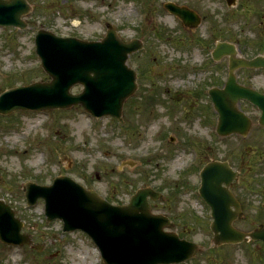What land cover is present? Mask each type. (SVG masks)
Listing matches in <instances>:
<instances>
[{
    "label": "rangeland",
    "instance_id": "rangeland-1",
    "mask_svg": "<svg viewBox=\"0 0 264 264\" xmlns=\"http://www.w3.org/2000/svg\"><path fill=\"white\" fill-rule=\"evenodd\" d=\"M26 1L32 9L24 29L0 26V93L49 79L35 54L40 28L98 40L111 24L120 38H138L143 48L128 58L138 87L124 101L120 121L94 118L79 106L0 114V199L10 204L32 241L31 246L0 243V264H103L86 234L62 232L60 220H46L43 200L26 206L25 181L51 184L59 175L112 203L128 202L143 186L161 192L163 199L150 200L152 211L168 216L171 230L202 246L182 264H264L259 243L211 244L210 210L197 193L205 161H232L240 169V183L232 190L244 211L234 225L246 231L264 221V133L252 127L246 138L218 136L209 98L195 96L200 85L206 89L226 80L227 59L209 60L215 42H231L245 57L264 53V0H234L232 6L225 0ZM165 2L195 11L201 18L197 26L182 24L162 7ZM236 75L239 82L264 89L263 72L239 69ZM239 105L254 115L246 101Z\"/></svg>",
    "mask_w": 264,
    "mask_h": 264
},
{
    "label": "water",
    "instance_id": "water-1",
    "mask_svg": "<svg viewBox=\"0 0 264 264\" xmlns=\"http://www.w3.org/2000/svg\"><path fill=\"white\" fill-rule=\"evenodd\" d=\"M29 11L30 5L25 0H0V25L23 29L26 24L21 16ZM175 11L181 13L177 8ZM184 21L190 23L194 17L187 13ZM34 42L41 66L51 80L2 93L0 113L80 104L96 117L113 115L119 118L124 99L136 87L135 72L125 62L130 52L141 47L140 43H124L113 30L102 41L93 42L59 37L45 29L37 31ZM212 55L214 59L229 55V76L224 88L209 91L219 114L218 133H228L241 125L247 128L248 120L234 107L238 99L257 104L264 118V95L237 85L233 76L238 67H264V58L237 57L234 46L225 42L218 43ZM75 83L84 86L76 95L69 92ZM219 166L209 165L201 174L200 193L213 209L214 219L210 224L213 243H238L248 238L264 241V224L247 233L232 226L233 220L240 217L239 206L227 189L218 186L217 182L226 174ZM228 175L230 184L234 175L230 171ZM24 191L29 205L42 197L48 220L62 219L63 230L82 229L88 233L99 247L105 264H169L192 257L199 248L195 243L179 239L173 232L162 230L170 223L165 217L150 213L146 196L154 198L157 195L150 189L138 190L126 206H111L67 177L56 178L49 187L27 183ZM228 205L236 210L230 213ZM20 227V221L9 206L0 201V241L28 243V237L19 234Z\"/></svg>",
    "mask_w": 264,
    "mask_h": 264
},
{
    "label": "flooded vegetation",
    "instance_id": "flooded-vegetation-1",
    "mask_svg": "<svg viewBox=\"0 0 264 264\" xmlns=\"http://www.w3.org/2000/svg\"><path fill=\"white\" fill-rule=\"evenodd\" d=\"M204 96H206V91L204 90ZM255 108H256V106H255ZM257 109V108H256ZM260 113V112H259ZM253 127H259V129H262V131H263V133H264V126H262L261 125V123L259 122V118L258 117H255L254 118V125H253ZM251 130H252V128H251ZM250 130V131H251ZM264 136V135H263Z\"/></svg>",
    "mask_w": 264,
    "mask_h": 264
}]
</instances>
